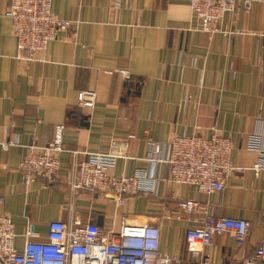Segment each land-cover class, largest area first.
<instances>
[{"label": "crops", "instance_id": "0c3cea01", "mask_svg": "<svg viewBox=\"0 0 264 264\" xmlns=\"http://www.w3.org/2000/svg\"><path fill=\"white\" fill-rule=\"evenodd\" d=\"M9 3L0 0V215L14 223L16 247L23 249L31 225L36 240L54 220L109 228L125 216L158 226L162 252L197 264L185 233L200 213H176L179 197L201 198L195 186L172 183L159 165L157 193L130 194L123 204L101 192L77 196L71 182L81 155L73 152L106 151L113 138L134 135L129 157L111 171L133 175L151 169L148 140L217 130L231 138L240 169L225 192L205 196L204 207L250 220L252 232L243 245L231 234L215 235L208 250L213 264H245L264 235V169L252 168L258 152L247 148L250 134L264 136V0L249 8L240 1L215 32L197 28L190 0H53L54 14L78 26L51 40L40 61L21 57L5 15ZM90 90L95 104L81 106L79 94ZM59 124L66 148L59 178L26 184L20 162L28 145L52 140Z\"/></svg>", "mask_w": 264, "mask_h": 264}, {"label": "built area", "instance_id": "2783aa9c", "mask_svg": "<svg viewBox=\"0 0 264 264\" xmlns=\"http://www.w3.org/2000/svg\"><path fill=\"white\" fill-rule=\"evenodd\" d=\"M240 1L246 8L251 6L252 0H190L193 22L202 31L215 32L217 22L224 14L234 13ZM52 2L10 0L5 15L12 18L13 33L23 59L42 60L51 40L58 38L61 32H75L77 29L78 22L54 14ZM122 74L131 80L128 71L123 70ZM95 97L94 91L81 92L79 104L92 107ZM64 129L65 126L59 124L52 140L28 145L20 162L26 184L37 178L49 182L59 178L60 154L66 150ZM211 135L176 134L166 142L148 140L145 160L151 169L146 172L140 170L133 175L116 176L111 171L120 159L129 157V139L134 135L113 138L106 151H74L81 155L76 160L71 182L74 194L78 196L82 190L101 192L123 204L125 196L130 194L157 193L160 181L156 168L165 166L172 183L191 184L201 194L200 199L179 197L176 213H200L186 230L187 249L197 264H213V256L208 250L212 237L228 233L234 236L238 245H243L252 232V223L244 218L217 216L204 207L205 196L225 192L230 176L239 168L232 157L231 138L217 130ZM247 148L258 152V160L252 168L263 170L264 136L250 134ZM160 229L150 223L131 224L125 216L118 226L109 228L93 222L73 220L67 224L54 220L48 224L43 239H32L37 234L32 225L28 226L25 232L27 240L19 250L15 244L17 233L14 223L8 215H0V264H182L180 254L162 252ZM243 262L264 264V235Z\"/></svg>", "mask_w": 264, "mask_h": 264}]
</instances>
